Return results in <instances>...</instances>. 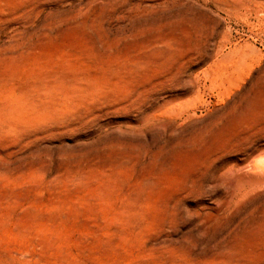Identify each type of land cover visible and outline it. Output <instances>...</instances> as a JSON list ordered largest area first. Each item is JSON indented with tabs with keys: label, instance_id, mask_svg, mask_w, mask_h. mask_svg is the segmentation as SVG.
<instances>
[{
	"label": "rangeland",
	"instance_id": "rangeland-1",
	"mask_svg": "<svg viewBox=\"0 0 264 264\" xmlns=\"http://www.w3.org/2000/svg\"><path fill=\"white\" fill-rule=\"evenodd\" d=\"M262 157L264 0H0V264H264Z\"/></svg>",
	"mask_w": 264,
	"mask_h": 264
},
{
	"label": "bare ground",
	"instance_id": "bare-ground-1",
	"mask_svg": "<svg viewBox=\"0 0 264 264\" xmlns=\"http://www.w3.org/2000/svg\"><path fill=\"white\" fill-rule=\"evenodd\" d=\"M262 152V151H261ZM257 163V162H256ZM257 167H258V169L260 170V168H262L263 170H264V157H262V159L257 163ZM257 169V170H258ZM262 171V170H261ZM264 173V172H263ZM237 174V173H236ZM239 174V173H238ZM244 176V175H243ZM240 177V176H239ZM250 177V178H249ZM252 176H248V178L247 177H242L243 179L241 180L242 181V183H244L243 181H245V182H248L249 184H253V185H255V184H264V175H262V176H255L256 178H251ZM241 178V177H240ZM239 178V179H240ZM240 181V182H241ZM231 193H232V191H231Z\"/></svg>",
	"mask_w": 264,
	"mask_h": 264
}]
</instances>
